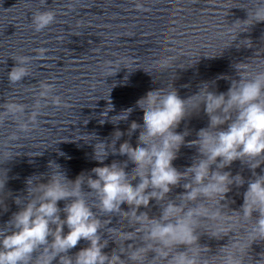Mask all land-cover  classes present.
<instances>
[{"label":"clouds","instance_id":"1","mask_svg":"<svg viewBox=\"0 0 264 264\" xmlns=\"http://www.w3.org/2000/svg\"><path fill=\"white\" fill-rule=\"evenodd\" d=\"M45 4L46 0H41V5ZM134 7L145 10L140 0H134ZM56 16L52 9L37 10L32 14L31 27L39 33L54 24ZM259 22H264V0H254L251 10L247 9V19L237 21L234 28ZM246 45L251 47L252 42L248 40ZM36 52L43 57L47 49L41 47ZM12 58L15 66L7 76L9 84L15 85L29 76L31 58ZM119 63L125 64V59L120 58ZM256 64H236L239 79H231L227 92L209 91L208 83L187 99H181L175 88L148 91L135 104L143 112V123L132 121L126 133L117 129L110 143L98 141L93 146V159L103 166L70 180L61 165L49 161L47 167L52 171L27 178L28 199L23 206L20 197L15 199L20 210L0 228V264H264V253L258 260L250 255L253 244L264 242V62ZM103 69L108 75L115 71L112 62ZM40 87L41 97L53 90L51 83L42 82ZM193 97L199 98V103L190 106ZM107 100L99 122L107 120L116 125L127 121L134 108L121 110L109 119L114 105L110 95ZM52 104L69 107L58 95L52 97ZM202 105L208 126L197 132L196 139L186 141L189 131L178 133L176 129ZM0 109V126L13 118L17 132L9 140L18 141L19 133L35 130L41 104L36 101L29 114L24 103L7 99ZM137 131L135 147L128 140L116 147L122 136L131 137ZM182 146L196 148L197 155L190 167L180 171L173 161ZM110 154L127 159L104 164ZM17 155L5 147L0 150V162H9ZM236 161L251 171L247 181L239 172L233 175L225 171ZM129 163L133 167L126 171ZM45 178L47 182H41ZM6 180L7 170L0 179V191ZM245 183L243 203L239 209H232L229 205L235 201L228 193ZM175 187L184 190L177 196L179 201L169 199ZM153 200L160 207L158 216L140 211L149 208ZM60 201L65 202L62 209ZM122 205H127V210ZM113 216L119 218L121 227L107 228L106 234L114 237L111 241L116 247L106 253L103 249L109 240L101 230ZM125 222L131 231L124 230ZM204 234L215 240L227 237L228 242L212 254L208 245L199 242ZM82 240L87 246L69 254ZM118 241H123L124 248Z\"/></svg>","mask_w":264,"mask_h":264}]
</instances>
